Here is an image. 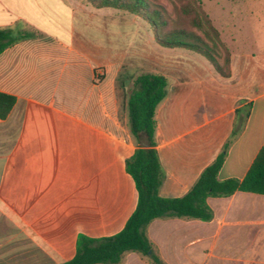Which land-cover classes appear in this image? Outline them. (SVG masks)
I'll return each mask as SVG.
<instances>
[{
    "label": "crops",
    "instance_id": "obj_1",
    "mask_svg": "<svg viewBox=\"0 0 264 264\" xmlns=\"http://www.w3.org/2000/svg\"><path fill=\"white\" fill-rule=\"evenodd\" d=\"M66 5L68 23L53 25L58 31L0 54V91L17 98L0 119V203L32 236L35 264L72 259L80 234L120 232L138 201L126 170L138 147L129 129V79L98 61L97 29L95 39L80 32L85 19H73ZM263 8L253 18L252 50H240L233 36L225 41L228 77L196 67L168 82L156 111L162 197L184 196L226 143L220 180L244 178L263 147ZM207 203L210 221L157 219L147 227L164 262L264 264V195L238 191ZM122 264L151 263L130 252Z\"/></svg>",
    "mask_w": 264,
    "mask_h": 264
},
{
    "label": "trees",
    "instance_id": "obj_2",
    "mask_svg": "<svg viewBox=\"0 0 264 264\" xmlns=\"http://www.w3.org/2000/svg\"><path fill=\"white\" fill-rule=\"evenodd\" d=\"M96 8H114L144 18L152 26L162 46L184 48L202 54L224 77L229 76L230 63L223 70L218 57L205 39L191 30L180 27L168 29L164 6L152 0H86ZM186 7L195 11L193 24L216 38L219 31L203 6ZM36 35L27 30L0 28V54L16 43ZM129 84V83H128ZM168 80L162 74L142 72L127 85L129 129L138 143L133 155L126 161V170L134 180L138 192L137 206L124 228L107 237L92 238L80 234L74 257L57 264H122L127 253L134 252L151 264H166L151 242L147 227L157 219H184L210 221L213 211L207 203L209 197H227L238 191L264 195V145L242 179L220 180L218 175L224 164L229 143L209 164L191 189L182 197L165 198L160 195L164 173L156 149V111L166 97ZM17 102L14 95L0 91V119H6Z\"/></svg>",
    "mask_w": 264,
    "mask_h": 264
},
{
    "label": "rangeland",
    "instance_id": "obj_3",
    "mask_svg": "<svg viewBox=\"0 0 264 264\" xmlns=\"http://www.w3.org/2000/svg\"><path fill=\"white\" fill-rule=\"evenodd\" d=\"M152 1L164 6L168 29L180 27L205 39L218 57L223 70L227 69V59L230 63V51L225 42L228 38H236L240 50L254 48L253 41L258 31L254 28L253 18L261 4L264 6V0ZM196 1H199L212 19L219 31L218 38L193 24V19L197 17L194 10H184L186 7L196 8ZM65 3L71 7L73 19H85L86 26L83 29L81 24L80 32L84 31L83 33L92 35L95 39L97 29L98 61L105 62L112 68L119 67L122 80L129 79L127 85L142 72L162 74L173 84L181 70L214 68L202 54L159 44L152 26L144 18L114 8H96L86 0H0V28L27 30L35 35H42L48 29L55 31L57 27L53 25H63L65 21L68 23L65 20V17L68 19V6ZM233 24L236 26L233 27ZM2 152L4 147L0 140V154ZM21 228L16 224L14 216L0 203V264H35L32 259L39 252L31 251L32 236L29 231H26L27 234L22 233Z\"/></svg>",
    "mask_w": 264,
    "mask_h": 264
}]
</instances>
